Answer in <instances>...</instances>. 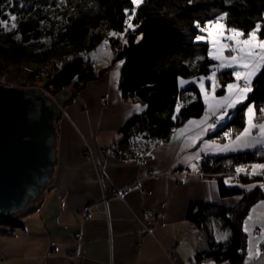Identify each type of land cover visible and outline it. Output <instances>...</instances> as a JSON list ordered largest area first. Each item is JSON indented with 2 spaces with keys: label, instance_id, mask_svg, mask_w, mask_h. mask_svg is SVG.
<instances>
[{
  "label": "crops",
  "instance_id": "0c3cea01",
  "mask_svg": "<svg viewBox=\"0 0 264 264\" xmlns=\"http://www.w3.org/2000/svg\"><path fill=\"white\" fill-rule=\"evenodd\" d=\"M212 27L209 25L206 35L209 36L210 46L216 34L222 33L224 37L231 34L225 27L220 32H215ZM256 38L255 44L259 49L262 39L258 35ZM243 39L246 38L241 36ZM223 54L228 56L229 50L226 49ZM88 56L96 70H105L78 93L74 94L72 88L66 87L56 95L53 123L56 125L57 151L52 180L42 187V194L33 203L29 202L30 206L38 208L23 217L22 227H16L10 233L11 226L0 220V264H226L214 260L198 263L194 257L198 249L205 247L206 233L226 240L220 237H228L230 230L216 220L209 230L206 227L201 229L186 218V212L193 201L234 204L241 199V195L223 198L217 180L201 174L197 161L206 152L223 155L246 150L223 149L225 146L229 149L238 147L236 137L249 127L247 110V124L233 139L220 141L211 134L227 122L231 108L227 117L214 129L209 128L206 134L197 137L196 133L216 120L218 113L214 115V110L221 103V97L229 93L227 88L222 95L216 93V74L215 85L207 79L208 76H202L206 78L203 81L200 77L181 78L186 82L183 86L196 83L202 91L203 100L207 96V118L204 113L199 118L188 120L200 121V124L189 125L186 121L175 128L169 139L160 141L143 163L130 153L120 158L113 154L112 145L123 137L121 128L126 121L144 112L147 105L123 97L119 82L125 61L116 58L110 44L102 43L90 50ZM62 62L56 63L48 73L64 66ZM4 66L13 69L18 64L6 62ZM41 66L38 63L32 70ZM230 83L237 81L235 79ZM103 97H106V102L102 104ZM251 105L252 124L264 125V121L255 119L256 109L253 103ZM181 129L185 130L181 132ZM252 138H260L258 127L250 129L249 135L244 137L245 140ZM206 142L209 147H205ZM87 147L104 170L101 177L94 164L83 154ZM254 165H264V162L251 165L252 171ZM181 170L185 172L178 174ZM256 171L264 169L257 167ZM232 184L250 191L264 184V179L245 184L235 181ZM112 188L124 190L123 199L109 196L108 214L100 206L84 218L81 212L84 206L101 200ZM141 219L154 224L152 234L140 233ZM244 226L247 228L248 249L247 259L241 264H264V233L258 231L264 229V199L254 204ZM77 231L83 234L79 243L82 256L71 260L68 253L75 246L71 233Z\"/></svg>",
  "mask_w": 264,
  "mask_h": 264
},
{
  "label": "trees",
  "instance_id": "16d2710c",
  "mask_svg": "<svg viewBox=\"0 0 264 264\" xmlns=\"http://www.w3.org/2000/svg\"><path fill=\"white\" fill-rule=\"evenodd\" d=\"M7 13L15 15L16 20L12 21ZM220 17L227 30L236 28L244 33V38L259 24L256 34L264 39V0H144L138 7L130 0H12L11 5L8 0H0V20L5 21L0 25V68L6 62L44 64L69 56L64 66L49 73L46 86L53 94L66 87L78 93L105 70H96L88 53L108 41L116 58L125 61L119 82L123 97L147 105L144 112L128 119L121 128L123 137L117 141L118 154L124 158L129 154L127 143L131 134L141 131L167 140L175 128L205 113L206 104L199 86L196 83L181 86L180 79L207 77L213 72L218 61L210 56V41L197 37L207 35L201 29H208L209 23ZM128 23L133 28H128ZM232 71L216 72L218 95L224 94L227 84L236 79ZM252 103L255 119L264 121L260 112L264 108V69L253 79L246 100L231 108L227 122L211 134L220 141L240 134L247 124L246 108ZM263 162V147L223 155L210 153L200 162L199 172L217 180L223 198L242 197L234 204L189 203L186 218L199 228L204 229L208 219L218 216L230 230L226 240L206 233V245L197 250L196 262L246 261L248 237L244 222L254 204L264 199V190L257 186L245 191L232 183L256 182L263 180L264 174L237 179L232 176L237 168H250ZM37 208L33 205L11 217L0 216L11 226L12 233L16 227L23 226V217Z\"/></svg>",
  "mask_w": 264,
  "mask_h": 264
},
{
  "label": "water",
  "instance_id": "95a60500",
  "mask_svg": "<svg viewBox=\"0 0 264 264\" xmlns=\"http://www.w3.org/2000/svg\"><path fill=\"white\" fill-rule=\"evenodd\" d=\"M2 88L12 94L0 95V215L11 217L29 207L52 180L57 139L48 95L34 88Z\"/></svg>",
  "mask_w": 264,
  "mask_h": 264
},
{
  "label": "snow or ice",
  "instance_id": "6c2138e0",
  "mask_svg": "<svg viewBox=\"0 0 264 264\" xmlns=\"http://www.w3.org/2000/svg\"><path fill=\"white\" fill-rule=\"evenodd\" d=\"M8 3L11 5L12 0H8ZM130 3L134 6H139L140 4L144 3V0H130ZM22 6V5H21ZM128 11L127 9L125 10ZM132 15H135V8L132 10ZM12 21L16 20V16L7 13ZM132 15L128 16V20L131 21ZM227 15V14H225ZM223 19V17L218 18L214 22H210V26H215L219 24V20ZM5 24V21L0 20V25ZM13 28L16 27L15 23L12 25ZM223 27V25H221ZM128 28H133L131 23H128ZM260 28V25L257 24L255 28L248 33L246 39L241 40L240 37L244 35L243 32L238 31L236 28L229 29L230 35L226 38L223 36L222 33L216 34L213 39L212 43L215 49V54L210 53L213 60H218L219 65L214 66V70L210 76L207 77L208 80L212 81L213 85H215V74L220 69H233L231 75L235 76L237 83H230L227 84L226 88L228 90V95L221 97V103L218 107L214 110V115H216V120L213 121L212 125L201 130V132L196 133V136H200L202 134H206L209 128L214 129L217 123H220L223 119H225L228 115L229 108H235L237 104L242 103L243 100L247 98V93L252 90V81L254 77L257 75L258 70L264 69V40L260 41L259 49L255 44L256 40V31ZM202 31H207V29H201ZM112 35H116V33H112ZM198 40H203L204 37L200 36L197 37ZM225 41L224 43H220V41ZM229 50V55L224 56V51ZM206 79L205 77H200V81ZM242 82V83H240ZM181 86H183L185 81H181ZM201 89H203V83L200 84ZM215 90V87L213 88ZM235 90V91H233ZM205 102L207 103V96H205ZM139 107V106H137ZM180 105H177V111H179ZM248 112V124L249 127L244 130L239 136L236 137V143L238 145L237 148L229 149L228 146H225L223 149L224 151L227 150H240V149H250L256 148L258 145L264 147V125H254L252 124V113L253 107L251 104L247 106ZM262 115H264V108L260 109ZM208 114L205 113V118H207ZM200 121H188L189 125L193 124H200ZM260 133V138H252L245 140L244 137L249 135L250 129L257 128ZM185 129H181L180 131L183 132ZM210 145L205 144V147H209ZM199 153H196L198 156ZM195 167V165H193ZM259 167L264 169V165L253 166V172L251 174H256L255 169ZM244 171L242 168H237L236 172L240 173ZM246 175L249 173H245ZM227 183V181H226ZM264 188V184L260 185ZM247 230V228L245 229ZM221 239H226V235L220 237Z\"/></svg>",
  "mask_w": 264,
  "mask_h": 264
},
{
  "label": "built area",
  "instance_id": "2783aa9c",
  "mask_svg": "<svg viewBox=\"0 0 264 264\" xmlns=\"http://www.w3.org/2000/svg\"><path fill=\"white\" fill-rule=\"evenodd\" d=\"M63 60L65 61H68L69 60V56H64L63 57ZM49 63V62H48ZM48 63H45V64H48ZM30 71V70H29ZM45 71V70H44ZM44 71H43V68L41 70H37L34 71V75L32 74V76L34 78H36L34 81H38V80H41L43 78H39L40 76H45L47 77L48 79L45 80V82L47 83L49 81V75L48 74H44ZM25 81L27 82L28 81V78L26 77L25 78ZM2 85H5L7 86L9 84V82L6 80V81H2L0 82ZM242 83V82H241ZM47 88V87H46ZM46 88H45V92L48 94L49 92L46 91ZM49 95V94H48ZM106 101V97H103L101 99V102L104 103ZM162 141L159 137H155L153 135H150L149 133H144V132H141V131H137V133H133L130 135V137L128 138V146H129V153L130 155H132L133 157H135L137 160H139L141 163L145 162L148 157H149V153L150 151L155 147L157 146V144ZM112 152L113 154L118 157H120V155L118 154V151H120V147H119V144L118 142L116 141V143H114L112 145ZM83 154L85 155V157L87 159H89L95 166V168L98 170V175L101 177V174L102 172L104 171L103 169H101V167L98 166V163H97V160L96 158L94 159L93 157V154L92 152L90 151V148H85L84 149V152ZM210 153H203L202 156L198 159L197 161V165L199 166L200 162L204 159H206L207 156H209ZM122 158V157H120ZM244 171H241L240 173H237V172H234V175L232 176L233 179H237L239 177H245V176H249V177H253V176H256V175H263L264 172L262 171H256L255 173L256 174H251L253 171L249 168V167H245L243 169ZM185 170H181L178 172V174H181V173H184ZM245 173H249V174H245ZM124 190H121V189H109V191H107V194L103 196V198L101 200H97V201H93V202H90L88 203L86 206H84V208L82 209V214H83V217L84 218H87L89 215H90V211L94 208H99L100 206H103V211L105 212V214H108V209H107V200H108V197L109 196H115L117 198H121L123 199V196H124ZM154 229V224L152 222H149L148 220H145V219H141V227H140V233H143V234H152L153 233V230ZM259 232H262L264 233V229L263 228H260L258 229ZM257 231V232H258ZM72 235V239H73V242L75 243V246L70 249L69 253H68V256L70 258H76L78 256H81V253H80V242L82 240V237H83V234L80 232V231H77V232H72L71 233Z\"/></svg>",
  "mask_w": 264,
  "mask_h": 264
},
{
  "label": "rangeland",
  "instance_id": "374dc122",
  "mask_svg": "<svg viewBox=\"0 0 264 264\" xmlns=\"http://www.w3.org/2000/svg\"><path fill=\"white\" fill-rule=\"evenodd\" d=\"M214 22V21H213ZM222 20L220 19L219 20V24H216L215 26H213L212 27V29L215 31V32H217V31H219L220 32V29H222V28H224L225 26L223 25V27H221V25H222ZM224 24V23H223ZM209 25H210V23H209ZM226 28V30H227V27H225ZM240 31V30H239ZM208 32V31H207ZM227 35V34H226ZM256 35H258V34H256ZM200 36H203L204 37V39L203 40H209V36H206V35H200ZM199 36V37H200ZM225 38H226V36H225ZM240 39H241V37H240ZM256 40H257V38H256ZM262 40H264V39H262ZM212 49H211V53H213V54H215V49H214V46H213V43H212V41H211V46H210ZM211 56V55H210ZM75 56L74 55H72V58H74ZM212 57V56H211ZM63 61V62H62ZM60 62H62V64H64L66 61L65 60H63L62 58H58V59H54V60H52V61H50L49 63H48V65L47 64H41V63H39L40 65H42L41 67H39L38 69H36L37 70V72H38V70H41L42 68H43V71L44 70H46L47 71V69L49 70V69H51V67H53L56 63L57 64H60ZM218 63H219V61H218ZM27 66H24V65H21L22 67H20L19 65L18 66H16V68L14 67L13 69H9L8 67H5V66H2L1 68H0V82H2V81H8L9 82V84L7 85V86H10V87H15L16 89L18 88V89H28V88H34V89H36V90H41V93L42 94H44V95H48L50 98H51V101H52V106L54 107V104H56L57 103V94H53L52 92H50L46 87V82H45V80L46 79H48L47 77H45V76H40L39 78L41 79V78H43V79H41V80H38L37 82L36 81H34L36 78H34L33 76H32V74L34 75V71L33 72H31L32 71V69L33 68H36L37 67V65L34 63V62H27V64H26ZM217 66V65H216ZM30 70V71H29ZM35 70V71H36ZM46 71H44V74L45 73H48V72H46ZM52 73V72H51ZM28 78V81L26 82L25 81V78ZM183 80H186V79H183ZM1 84V83H0ZM5 86V85H4ZM45 88H46V91H48L49 93L47 94L44 90H45ZM74 94H76V93H74ZM55 102V103H54ZM102 103V102H101ZM103 104V103H102ZM54 109H56L55 107H54ZM2 218L0 217V220H1ZM215 220L216 221H219L220 222V224L223 222L222 221V219L220 218V217H214V218H211V219H209L207 222H206V229L207 230H209L210 228L209 227H211V226H213V225H215ZM229 230V229H228Z\"/></svg>",
  "mask_w": 264,
  "mask_h": 264
},
{
  "label": "flooded vegetation",
  "instance_id": "af4514ba",
  "mask_svg": "<svg viewBox=\"0 0 264 264\" xmlns=\"http://www.w3.org/2000/svg\"><path fill=\"white\" fill-rule=\"evenodd\" d=\"M1 86L4 87V88H7V87H8V86L5 87V86H3V85H0V95H1V96H2V95H5V94H8V95H11V94H12V92H7V93H6V92L4 91V89H3ZM36 103H37L39 106H41L40 104L42 103V100L39 98V100H36ZM36 103H35V104H36ZM32 104H33V106H35V105H34V102H33ZM33 106H31V108H32ZM34 108H35V107H34Z\"/></svg>",
  "mask_w": 264,
  "mask_h": 264
},
{
  "label": "bare ground",
  "instance_id": "6f19581e",
  "mask_svg": "<svg viewBox=\"0 0 264 264\" xmlns=\"http://www.w3.org/2000/svg\"><path fill=\"white\" fill-rule=\"evenodd\" d=\"M103 43H107V44H110L108 41H105V42H103ZM62 59H63V57H62ZM45 64V63H44ZM43 65V64H42ZM48 65V64H47ZM46 71V70H45ZM50 71V69L48 70L47 69V71L46 72H49ZM46 74H48L49 75V73H46ZM4 86V85H3ZM5 87H7V86H5ZM106 102V101H105ZM104 102V103H105ZM53 105V104H52ZM53 107V106H52ZM54 111H55V109H54ZM113 148V147H112ZM113 150V149H112ZM1 217V216H0ZM5 217V216H4ZM82 256V255H81ZM71 260H73L74 258H70Z\"/></svg>",
  "mask_w": 264,
  "mask_h": 264
}]
</instances>
